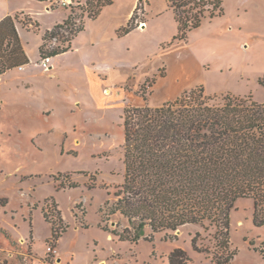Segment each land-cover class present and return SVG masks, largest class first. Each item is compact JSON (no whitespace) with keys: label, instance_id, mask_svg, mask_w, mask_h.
<instances>
[{"label":"rangeland","instance_id":"rangeland-1","mask_svg":"<svg viewBox=\"0 0 264 264\" xmlns=\"http://www.w3.org/2000/svg\"><path fill=\"white\" fill-rule=\"evenodd\" d=\"M6 3L11 8H20L25 2L0 0V12ZM46 6L53 10L44 12ZM25 8L32 12L25 13L28 17L18 16V27L31 61L27 69L38 77V67L43 69L40 48L45 33L67 20L72 11L51 2H33ZM222 8L224 14L208 18L190 39L188 35V43L173 45L160 53L166 65H161L157 74L135 88L147 70L157 69L159 57L146 65L143 63L134 81L117 89L121 93L125 91L126 96L121 94L120 103L110 112L101 109L99 118L93 112L75 107L70 123L65 112L58 115L63 126L57 127L51 110L46 117L42 116L43 121L41 116L32 117L34 101L24 95L22 86L14 95L19 97L7 96L0 110V203L8 202L0 208L1 264H169L168 256L176 248L188 251L190 264H213L210 255L195 252L191 245L196 232L210 239L199 226L181 228L174 233L175 239L160 233L153 242H120L100 227V209L107 201H114V193L124 181L123 115L127 106L160 107L184 91L200 86L207 95L252 97L264 103V0H226ZM140 11L138 18L143 20ZM83 14L75 10L73 24L62 29L61 35L72 38L74 30L88 18L85 15L82 19ZM140 19L136 21L139 23ZM61 38L49 42L45 51L66 46L68 43ZM65 58L71 66L75 64L74 55L66 54ZM144 60L139 50L127 56L128 63ZM49 67H53L52 59ZM167 71L169 77L163 79ZM85 77L77 65L73 70L61 66L55 79L49 82L78 81L84 86ZM54 83L49 88L52 94ZM47 102L50 105V100ZM45 207L54 218L56 210L60 211L69 225L52 251L51 225L43 215ZM252 215L250 199H240L231 212L232 248L239 250L231 264H264V227L255 228ZM111 219L112 227L117 223L127 226V221L118 215ZM250 241L254 246H250ZM201 243L203 247H212L208 240Z\"/></svg>","mask_w":264,"mask_h":264},{"label":"trees","instance_id":"trees-1","mask_svg":"<svg viewBox=\"0 0 264 264\" xmlns=\"http://www.w3.org/2000/svg\"><path fill=\"white\" fill-rule=\"evenodd\" d=\"M111 4L112 0H86L81 17L95 19ZM222 4V0H170L179 23L174 41L187 40L203 20L222 16ZM210 6L212 9H207ZM71 11L67 20L45 33L41 60L70 51L74 36L84 30L85 23L74 30L72 38L61 35L62 29L73 24L75 10ZM19 15L0 21V78L30 63L16 27ZM137 19L136 12L119 35L137 28ZM59 37L68 44L45 51L48 43ZM123 127L124 181L114 193V201L100 209L103 231L120 242L139 243L153 242L160 233L175 239L174 233L181 228L199 226L210 239L196 232L191 240L193 250L210 255L213 264H231L239 252L232 248L231 212L240 199L252 200L253 226L264 227V103L252 97L207 95L200 86L160 107L127 106ZM7 203H0V208ZM50 213L43 209L44 219L51 225L52 251L69 225L60 211L56 210V218ZM116 215L127 221L126 227L121 223L111 226V217ZM205 240L212 247L200 244ZM168 260L169 264L192 262L182 248L172 251Z\"/></svg>","mask_w":264,"mask_h":264},{"label":"crops","instance_id":"crops-1","mask_svg":"<svg viewBox=\"0 0 264 264\" xmlns=\"http://www.w3.org/2000/svg\"><path fill=\"white\" fill-rule=\"evenodd\" d=\"M14 1L25 3L20 8H11L9 3H6L5 9L0 12V21L7 16H16L15 13H18L17 15L31 13L32 11L25 8L26 4L33 2L39 4L47 3L36 0ZM222 1L225 3L226 0ZM139 7L142 9H139ZM52 10L53 8L50 6L44 8V12ZM138 10H141L142 12H140L143 15V20L138 18L141 20L139 22L142 23L141 26L139 25L126 35H119V31L128 25ZM207 19L203 21V25ZM19 23H16V27L25 49L24 37L18 27ZM203 25L191 31L189 39ZM178 33L179 23L170 6V0H112V4L104 7L97 18H87L85 20V28L74 36L71 50L54 57L52 59L53 67L50 71H42L43 69L38 67L40 71L37 77L34 72L27 69L31 64L30 61L29 64L4 74L0 78V110L3 107L2 104L6 101L5 99H8L7 96H10L9 94L13 97H19L14 95L19 93L17 91L22 86L24 95L32 97L31 99L34 101L31 109L33 118L41 116L40 119L43 121V117H46L48 110H51L55 126L62 127L63 124L59 122L61 119L58 118V115L65 112L67 123H70L72 121L70 114H74L75 107L79 111L85 109L93 112L96 114V118H99L101 109H103V112L107 109L110 112L113 109L112 107L118 106L121 94L126 96V92L122 91L123 93H121L117 89H120L121 86L126 85L129 81H134L143 63L146 65L151 62L150 60L159 57L160 53L173 45L188 43L189 39L174 41V37ZM138 50L145 60L139 63H128L127 56ZM66 54L74 55L75 64L73 66L65 58ZM158 61L157 69L153 72H150V69L147 70L135 88L140 87L141 83H144L148 77L157 74L161 65H166L164 58L159 57ZM207 63L210 64V61ZM75 65L85 72L84 86L79 85L78 81H75L74 84H55L53 82L56 85L55 91L53 94L49 92V88L54 86L51 85L53 83H50L49 80L55 79L57 70L61 66L73 70ZM42 75H44L43 78ZM168 77L167 71V76L163 79H168ZM37 80H40L39 84ZM7 88H11L8 95ZM58 98L60 101L63 99L64 102L59 103L57 101ZM48 100H50V105L47 102ZM55 102L59 104L57 103L56 105ZM64 108H67V110H64Z\"/></svg>","mask_w":264,"mask_h":264},{"label":"built area","instance_id":"built-area-1","mask_svg":"<svg viewBox=\"0 0 264 264\" xmlns=\"http://www.w3.org/2000/svg\"><path fill=\"white\" fill-rule=\"evenodd\" d=\"M50 2L53 3L54 6H62L65 8H70L71 10H80L86 4V0H51ZM50 61V58H45L40 61V64L44 70H50L52 68L49 67Z\"/></svg>","mask_w":264,"mask_h":264}]
</instances>
